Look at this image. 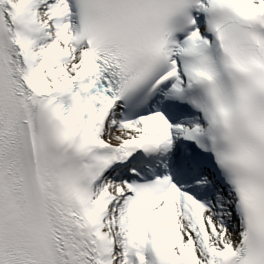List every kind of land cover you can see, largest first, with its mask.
I'll return each mask as SVG.
<instances>
[{
	"label": "snow or ice",
	"instance_id": "obj_1",
	"mask_svg": "<svg viewBox=\"0 0 264 264\" xmlns=\"http://www.w3.org/2000/svg\"><path fill=\"white\" fill-rule=\"evenodd\" d=\"M0 264H264V0H0Z\"/></svg>",
	"mask_w": 264,
	"mask_h": 264
}]
</instances>
